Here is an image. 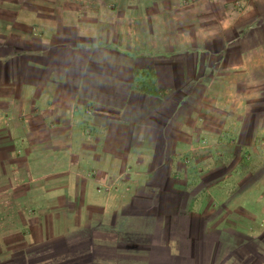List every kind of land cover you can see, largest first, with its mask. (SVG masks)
I'll return each instance as SVG.
<instances>
[{"label": "crops", "instance_id": "0c3cea01", "mask_svg": "<svg viewBox=\"0 0 264 264\" xmlns=\"http://www.w3.org/2000/svg\"><path fill=\"white\" fill-rule=\"evenodd\" d=\"M0 264H264V0H0Z\"/></svg>", "mask_w": 264, "mask_h": 264}, {"label": "rangeland", "instance_id": "374dc122", "mask_svg": "<svg viewBox=\"0 0 264 264\" xmlns=\"http://www.w3.org/2000/svg\"><path fill=\"white\" fill-rule=\"evenodd\" d=\"M246 159H247V160H250L251 157H249V158L246 157ZM225 220H226V219H225ZM227 244H228V243H226V245H227ZM233 250H234V249H233ZM222 253H223V254H222L221 256L223 257L224 254H225V251H223ZM226 253H229V251L227 250ZM236 253H237L238 255H242V254L244 253V250H243V249H241V250H240V249H237ZM205 255H206V252H205Z\"/></svg>", "mask_w": 264, "mask_h": 264}]
</instances>
